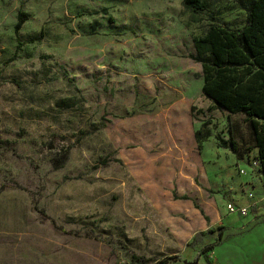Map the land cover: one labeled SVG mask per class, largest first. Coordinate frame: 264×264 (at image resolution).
Here are the masks:
<instances>
[{
	"label": "rangeland",
	"instance_id": "1",
	"mask_svg": "<svg viewBox=\"0 0 264 264\" xmlns=\"http://www.w3.org/2000/svg\"><path fill=\"white\" fill-rule=\"evenodd\" d=\"M243 5L210 0L194 14L183 0H0V264H135L131 254L264 264L251 130L202 94L190 58L211 24L242 28ZM185 120L211 133L203 164L179 157ZM249 193L247 216L226 212Z\"/></svg>",
	"mask_w": 264,
	"mask_h": 264
},
{
	"label": "trees",
	"instance_id": "2",
	"mask_svg": "<svg viewBox=\"0 0 264 264\" xmlns=\"http://www.w3.org/2000/svg\"><path fill=\"white\" fill-rule=\"evenodd\" d=\"M210 0H183V7L194 14L208 11ZM246 11V24L240 29H230L211 24L201 37L193 40L195 54L190 58L201 65L203 74L202 94L217 108L230 114H241L248 124L260 164L259 172L264 187V0H241ZM28 20V15L19 13L14 25L17 47L20 44L18 33ZM16 59L14 54L10 61ZM211 137L210 131L195 132L198 149ZM219 148H228L221 142ZM231 149L236 153V143L230 141ZM50 146V145H49ZM59 154L55 169L62 168L66 162L67 149L54 148ZM214 245L203 248L202 253L211 251ZM135 264H168L171 257L156 261L131 254ZM197 258L192 263L197 264Z\"/></svg>",
	"mask_w": 264,
	"mask_h": 264
},
{
	"label": "crops",
	"instance_id": "3",
	"mask_svg": "<svg viewBox=\"0 0 264 264\" xmlns=\"http://www.w3.org/2000/svg\"><path fill=\"white\" fill-rule=\"evenodd\" d=\"M183 124H184V126H183L182 129L180 128L178 130V132L175 131V132H177L176 134L178 135L179 140L182 141L178 145V148H179L178 151L180 152V156L179 157L184 163H189L190 162V157H196V158L198 157V159L200 160V163L203 164V158L201 157V152L203 150V146L201 147V149H198L197 142L195 140V132L196 131H193L192 128L189 127V122L187 120H185V123H183ZM193 148H196L200 152V154H199L200 157L199 156H192L191 152H192ZM206 166H208V165H206ZM208 170L206 168L202 169L203 176H205V178L209 174ZM246 198H247V201L245 203H241V201L237 200L235 202V204L241 205V206H249V212H251L252 209H253V206L258 201H254V199L256 198L254 196H253L252 199H249L247 196H246Z\"/></svg>",
	"mask_w": 264,
	"mask_h": 264
},
{
	"label": "built area",
	"instance_id": "4",
	"mask_svg": "<svg viewBox=\"0 0 264 264\" xmlns=\"http://www.w3.org/2000/svg\"><path fill=\"white\" fill-rule=\"evenodd\" d=\"M249 164H250V166L252 167L253 170H255L258 173H260L259 172L260 164H259V161L257 159V156L252 157L251 160L249 161ZM242 172L243 171H241V173ZM247 197L249 199H252L253 195L251 193H249L247 195ZM226 210H227V212L229 214H235V215H238L240 217H245V216H247L249 214V206H241V205H237V204H235L233 202H228L226 204Z\"/></svg>",
	"mask_w": 264,
	"mask_h": 264
},
{
	"label": "clouds",
	"instance_id": "5",
	"mask_svg": "<svg viewBox=\"0 0 264 264\" xmlns=\"http://www.w3.org/2000/svg\"><path fill=\"white\" fill-rule=\"evenodd\" d=\"M178 4H179V0H177V6H178Z\"/></svg>",
	"mask_w": 264,
	"mask_h": 264
}]
</instances>
